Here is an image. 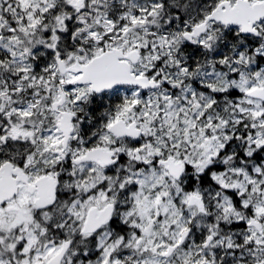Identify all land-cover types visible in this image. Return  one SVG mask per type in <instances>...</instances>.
<instances>
[{
  "label": "snow or ice",
  "instance_id": "6c2138e0",
  "mask_svg": "<svg viewBox=\"0 0 264 264\" xmlns=\"http://www.w3.org/2000/svg\"><path fill=\"white\" fill-rule=\"evenodd\" d=\"M0 264H264V0H0Z\"/></svg>",
  "mask_w": 264,
  "mask_h": 264
}]
</instances>
